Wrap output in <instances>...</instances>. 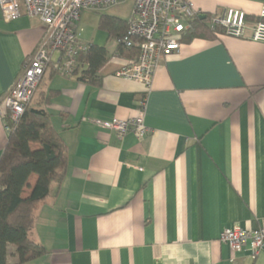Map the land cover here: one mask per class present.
Returning <instances> with one entry per match:
<instances>
[{
  "label": "crops",
  "instance_id": "1",
  "mask_svg": "<svg viewBox=\"0 0 264 264\" xmlns=\"http://www.w3.org/2000/svg\"><path fill=\"white\" fill-rule=\"evenodd\" d=\"M191 1L209 17L243 10L245 35L185 38L187 31L147 88L116 75L136 51L124 52L98 20L102 33L81 40L82 52L106 50L92 79H80V69L45 71L29 105L50 114L65 172L36 204L30 238L44 253L18 263L10 247L8 264H264V248L251 258L218 240L234 225L264 223V41L250 38L264 0ZM43 31L37 18L5 21L0 12V100ZM142 101V137L90 121L131 118ZM6 124L0 118V156Z\"/></svg>",
  "mask_w": 264,
  "mask_h": 264
},
{
  "label": "built area",
  "instance_id": "2",
  "mask_svg": "<svg viewBox=\"0 0 264 264\" xmlns=\"http://www.w3.org/2000/svg\"><path fill=\"white\" fill-rule=\"evenodd\" d=\"M124 0H0V12L5 21L22 15L37 18L44 25L43 35L34 53L24 61L19 75L10 90L0 100V118L11 124L18 121L49 69L71 75L78 66V56L85 49L79 38L78 21L84 10L99 11ZM201 12L191 0H133L125 33L115 37L122 49H133L136 54L116 71L122 78L134 80L150 87L153 74L162 57L178 52L183 35L190 23ZM263 20L255 22L250 38L264 41V7L259 12ZM208 26L215 35L242 37L245 35L246 13L228 8L222 14L208 18ZM99 127L114 130L119 137L128 131L138 137L148 128L144 124V102L131 118L114 117L110 120L93 119ZM11 124H6L9 133ZM218 240L238 252L247 248L251 258L264 248V223L255 229L238 225L222 230Z\"/></svg>",
  "mask_w": 264,
  "mask_h": 264
},
{
  "label": "trees",
  "instance_id": "3",
  "mask_svg": "<svg viewBox=\"0 0 264 264\" xmlns=\"http://www.w3.org/2000/svg\"><path fill=\"white\" fill-rule=\"evenodd\" d=\"M209 16H198L190 23L185 38L204 36L214 38L215 30L208 24ZM99 26L110 37L125 33L127 20L101 14ZM134 54L133 49H123ZM106 58L103 46L89 45L77 58L80 79H92ZM132 58V56H131ZM8 124H11L9 119ZM32 144H37L33 147ZM66 149L60 142L56 131L50 124V114L43 108L26 106L18 121L11 124L6 145L0 156V264H8L10 247L18 263H24L40 257L44 248L30 238L35 221L36 204L48 197L52 184L59 183L64 176ZM36 179L30 186L29 178ZM24 187H29L27 196H23Z\"/></svg>",
  "mask_w": 264,
  "mask_h": 264
},
{
  "label": "rangeland",
  "instance_id": "4",
  "mask_svg": "<svg viewBox=\"0 0 264 264\" xmlns=\"http://www.w3.org/2000/svg\"><path fill=\"white\" fill-rule=\"evenodd\" d=\"M133 0H124L113 5H109L99 11H83L78 21V32L81 40H88L102 32L98 29V20L101 14L112 15L119 18L128 19L132 12Z\"/></svg>",
  "mask_w": 264,
  "mask_h": 264
},
{
  "label": "water",
  "instance_id": "5",
  "mask_svg": "<svg viewBox=\"0 0 264 264\" xmlns=\"http://www.w3.org/2000/svg\"><path fill=\"white\" fill-rule=\"evenodd\" d=\"M200 17H201V18H204V17H205V15H200Z\"/></svg>",
  "mask_w": 264,
  "mask_h": 264
}]
</instances>
